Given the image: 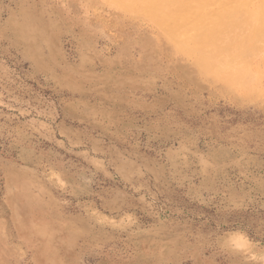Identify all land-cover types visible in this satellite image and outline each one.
<instances>
[{
  "label": "rangeland",
  "instance_id": "374dc122",
  "mask_svg": "<svg viewBox=\"0 0 264 264\" xmlns=\"http://www.w3.org/2000/svg\"><path fill=\"white\" fill-rule=\"evenodd\" d=\"M142 1L0 0V264H264L260 0L211 70Z\"/></svg>",
  "mask_w": 264,
  "mask_h": 264
},
{
  "label": "bare ground",
  "instance_id": "6f19581e",
  "mask_svg": "<svg viewBox=\"0 0 264 264\" xmlns=\"http://www.w3.org/2000/svg\"><path fill=\"white\" fill-rule=\"evenodd\" d=\"M214 3H218L220 8L218 7L219 9L217 11L205 13L204 10ZM258 5V7L251 8L247 14H245L244 17L246 24H249L252 21H260L264 19V0H260V4ZM240 6L248 8L250 7V1L243 0V2L240 3L239 0H190L188 3L187 1L182 3V0H143L140 5H136L135 7L149 16L160 14L162 17V24L167 26L166 28H168L172 35L176 33L178 29L175 21L180 18L182 12L189 13L191 17L197 21V23L193 27L185 30L183 35L186 34L187 38L180 41L179 44L186 47L187 44L191 43L193 45L191 46L193 48V52L198 59L197 62H199L204 69L211 70L218 65L219 58L222 54L228 55L229 57H239L244 55V53L250 48V44L253 39L250 34L245 36L242 34H235L236 36L231 38L229 40L230 42L228 41L229 43L227 40L230 36L226 38V36L230 35L232 30L236 28L235 26L239 25L235 22Z\"/></svg>",
  "mask_w": 264,
  "mask_h": 264
}]
</instances>
